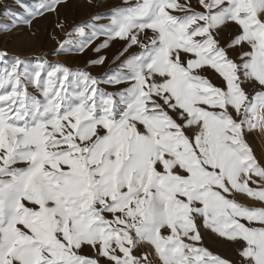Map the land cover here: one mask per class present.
I'll return each instance as SVG.
<instances>
[{
    "label": "snow or ice",
    "instance_id": "snow-or-ice-1",
    "mask_svg": "<svg viewBox=\"0 0 264 264\" xmlns=\"http://www.w3.org/2000/svg\"><path fill=\"white\" fill-rule=\"evenodd\" d=\"M101 35V77L0 52V264H232L204 232L264 264V0H121L56 54Z\"/></svg>",
    "mask_w": 264,
    "mask_h": 264
},
{
    "label": "rangeland",
    "instance_id": "rangeland-1",
    "mask_svg": "<svg viewBox=\"0 0 264 264\" xmlns=\"http://www.w3.org/2000/svg\"><path fill=\"white\" fill-rule=\"evenodd\" d=\"M37 0H0V52H6L9 61L13 57H20L24 64L33 68L37 63L59 62L70 69H81L90 73L94 77H101L110 68H115L119 63L114 58L123 49L124 42L121 40H112L108 47L101 49L99 53L94 49L103 43L107 38L103 35L98 36L95 41L84 52L65 51L64 54H56L59 42L66 40V34L71 32L74 26L90 21V18L97 14H107L111 9L121 3V0H63L58 5L55 12H46L42 16L32 19L31 24L22 23L26 16V9L21 6H33ZM194 2V0H193ZM98 23H107L106 20H100ZM58 25H62L58 27ZM230 27L222 34V40L227 43L231 38ZM151 35V33H148ZM77 37L73 36V39ZM138 51V49H133ZM239 49L230 51L229 55L235 58L239 55ZM98 56L106 57L103 64H91ZM106 91H116L118 89L100 85ZM32 89L30 88L29 91ZM254 90H259L258 86L253 89L251 85L246 86V91L252 94ZM248 142L252 146L256 156L264 160V134H253L248 136ZM241 202L252 205L254 202L250 199L241 198ZM203 244L214 254L228 259L232 264H242V258L239 256L240 243L227 241L218 238L210 232H204ZM242 243V242H241ZM81 254L94 256L95 253L89 247L85 246ZM104 264V261L101 262Z\"/></svg>",
    "mask_w": 264,
    "mask_h": 264
}]
</instances>
